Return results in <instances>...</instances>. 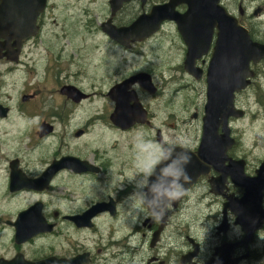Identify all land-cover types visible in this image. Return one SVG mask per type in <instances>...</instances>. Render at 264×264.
<instances>
[{
    "label": "flooded vegetation",
    "instance_id": "obj_1",
    "mask_svg": "<svg viewBox=\"0 0 264 264\" xmlns=\"http://www.w3.org/2000/svg\"><path fill=\"white\" fill-rule=\"evenodd\" d=\"M15 1L19 13L9 5ZM97 1L0 0V264H209L245 238L238 222L242 234L229 233L239 211L252 219L245 227L254 228V235L247 245L233 247L232 256L239 258L236 264H249L251 247L264 231V188L259 207L236 205L249 202L245 182L264 176V156H250L246 128L238 122L264 114V54L247 63L245 85L228 100L231 72L227 59L216 63L219 27L212 14L203 16L198 31L191 20L180 28L166 19L140 39L137 29L128 28L169 0H125L116 9L114 0L96 6ZM219 4L249 30L252 41L264 44L253 21L263 20L264 0ZM175 8L184 15L188 4ZM73 22L93 36L64 37L60 27ZM160 33L173 53L172 66L164 52L159 53L167 58L148 59L143 50ZM75 47L79 53L73 55ZM212 65L218 68L213 79ZM215 81L219 91L211 101L223 108L213 126L218 137L228 131L222 170L197 155ZM248 90L260 94L255 109L242 107ZM181 148L196 154L200 171L188 174L172 163L184 159ZM159 153L160 163L149 175L144 168ZM165 166L180 173L179 199L160 194L157 185L172 182L161 176ZM192 202L203 219L195 229L201 236L170 227ZM193 250L196 255L184 261Z\"/></svg>",
    "mask_w": 264,
    "mask_h": 264
},
{
    "label": "water",
    "instance_id": "obj_2",
    "mask_svg": "<svg viewBox=\"0 0 264 264\" xmlns=\"http://www.w3.org/2000/svg\"><path fill=\"white\" fill-rule=\"evenodd\" d=\"M123 1H125V0H114L113 3H116V2L118 3L117 5H115L114 9L118 8L122 4ZM145 1L146 0H143V2H145ZM219 2H220V0H169L166 3L156 4L152 7V9L149 13H144V14L140 15L138 17V19L128 28V32H130L133 29H137L138 30V38H140V39L145 38V37L149 36L155 30H157L160 26V23L166 19L175 20L179 24L180 28H181V24L187 25V21L191 20V28L197 29V31H198V28L203 27V22H204L203 16H206V14H209V15L212 14L215 17V19L218 21L217 26L219 27L218 39H217L215 54H214V56L217 57L216 63L220 62L221 59H222L221 62H223V61L225 62L227 59L229 62L228 69L231 72L229 75L230 77L228 79L229 89L226 90L225 94H224V97L226 99L228 97V100H229L230 97L233 95V91L235 89L239 90L240 88H242L245 85L244 80L246 78L247 63L251 59L258 60L264 54V44H259L257 42L252 41L250 34H249V30H247V28L245 26H243L238 21L237 18L231 17L229 14H227V12L225 11V8L221 7ZM15 3L17 4L16 1L10 2L9 5L15 8L16 13H19L20 7L17 6ZM180 3L188 4V11L184 15H182L181 12H179L175 8ZM2 5H3V3H2ZM209 15H207V16L209 17ZM212 15H211V17H212ZM223 16H225V19L223 18ZM2 20H3V18L0 17V26L2 24L1 23ZM226 20H227V22H226ZM212 27H214V26L212 25L211 28ZM211 28H210V30H211ZM189 30H191V29L189 28ZM205 31H207V30H205ZM193 38H194V36H193ZM207 40H209V39H207ZM191 44H194V42H192ZM191 49L192 48H190L188 60L193 61L192 59L194 58V56L191 53ZM213 65H212V67H213ZM213 68H212L213 73H212L211 79L214 78L215 71H217V69H218V68L216 69L215 67H213ZM215 84H216V81L214 83L212 82V86H211L212 89H209L210 90L209 91V103L207 105V115L208 116H207L206 121H205L204 134H203V140H202L201 148H200L199 154H197V155H198V157L208 159L209 164L217 167L220 170L222 168L221 166L224 164L225 150L227 148L226 142L228 139L227 138L228 137V131H227V134H225V135H227L226 138L223 139L222 137L225 135L218 137L216 135V132H215L216 130L213 126V125H215L216 122H218L217 117L222 114L221 109L223 108V105H216V103H214L213 100L211 101L210 96L214 95V93H217L219 91ZM223 112H225L224 109H223ZM181 149H184V148H181ZM179 151H177V153ZM188 155H191V161L189 163H186L185 158ZM166 156H169V154L166 153ZM166 156H165V158L167 159ZM181 157L184 158V159H181V162H179L176 158H174V159L172 158V163L175 166H177L179 164L182 165V168L186 169V172L188 174L190 172L192 174H195L196 170H198V169H199V171L201 170L202 167H201V164L199 163L198 157L193 152H191L187 149L181 150ZM262 167L264 168L263 165H262ZM263 171H264V169L261 168L259 171V174L260 173L264 174ZM245 183L249 189V196H250L249 202H247V200L246 201L244 200L245 201L244 206H242V202H239L241 205L240 204L236 205L238 210L242 209V207L246 208V207L250 206V207L257 208L261 205V200H262V196H263V188H264V176L263 177H261V176L260 177L259 176L254 177L249 182H245ZM232 203L233 202L227 203L225 205L226 208L231 207ZM238 213H239V216H238L237 222L239 224H241L243 226L244 230L246 231L245 238L242 239L240 242L234 243L231 246L232 248L230 247V249L228 251L222 253L221 258H219L218 260L211 262L209 264H236V262L238 261L239 258H235L232 256L233 247H236L239 244H246L247 245L253 239L254 228L251 227V229L248 230L245 227L247 222L251 221L252 219H249L247 217L248 215L244 218H243V216H245V215L240 216V214H243L242 211H239ZM262 220H263V214L261 213V218L260 219L258 218L257 222L260 223V222H262ZM223 227L224 228L227 227V222L226 223L224 222V225L221 228H223ZM228 253H229V255H228ZM195 255H196V250H193L192 252L188 253V255L184 258V261L190 260ZM49 262H50V259L40 261V262H36V263H31V264H48ZM4 264H7V263H4ZM26 264H28V262H26Z\"/></svg>",
    "mask_w": 264,
    "mask_h": 264
},
{
    "label": "rangeland",
    "instance_id": "obj_3",
    "mask_svg": "<svg viewBox=\"0 0 264 264\" xmlns=\"http://www.w3.org/2000/svg\"><path fill=\"white\" fill-rule=\"evenodd\" d=\"M99 0L96 2V6H98ZM93 3H90V6L92 7ZM263 20L256 19L257 21L253 20L255 24L258 27V32H256L257 35L264 36V16H262ZM62 31L67 32V34L64 36H69L71 40L73 39H79L81 36H86V35H91L93 36L94 33H85L83 32V28L81 25L77 24L76 22L69 23L67 26L64 28L60 27ZM55 30L58 31V28H55ZM82 31V32H81ZM164 35L160 33L152 42V39L147 41L146 45L144 46L143 50L149 54L146 55L148 59H151L152 57L155 58L157 55H162L164 56L163 53L159 52H164L165 54L168 55L169 59L168 62L170 66H172L175 63L173 53L171 51L170 45H166ZM65 43H70V41H66ZM76 43V40L73 41V44ZM106 45V42H105ZM107 49L108 46L106 45ZM163 47V48H162ZM137 49L140 51L139 46ZM73 55L78 54V49L75 47L73 52ZM69 55L70 51L68 52ZM87 54V53H86ZM66 56V55H65ZM88 55H83V60L86 61ZM124 61V54L121 55ZM167 58L166 56H164ZM64 60V59H63ZM80 69L81 67L78 66ZM170 70V69H168ZM264 79V76H260L259 80L262 81ZM170 84V83H169ZM171 85V84H170ZM88 86L92 88V83H89ZM246 94L243 95V100L241 99V104L243 105L242 107L248 106L249 108H256V105L258 104V97H260L259 92L253 91V90H248L245 92ZM257 103V104H256ZM241 119V118H240ZM239 125H242L243 127L246 128V134L244 135V146L245 148L249 151L250 156H253V154L257 155L258 157H263L264 156V114L261 112L259 115L258 119L251 122H247L246 118H242L238 122ZM261 137V138H260ZM190 204V203H189ZM198 204L195 202H192L190 206L185 207L184 211L181 212V217L179 216V221L178 219L173 221L170 227H177L181 226V229L186 232V229H190L191 233H195L193 235H202V233L198 234L197 230H195L197 227H199V222L203 219H201V214L196 213V206ZM220 221L217 219L214 223H211L209 225H206V228H211L214 227L215 224H218ZM137 223H140V220H137ZM236 224V225H235ZM232 227V230L229 232L232 236L234 235H241L242 231L240 229L239 224L235 223ZM198 229V228H197ZM177 236H171L169 241L173 244H175V238ZM179 238V237H177ZM257 243L254 244V246L251 247L252 250V257L248 258L249 264H264V231H260L257 234ZM184 240V235H181V241ZM173 253V252H172Z\"/></svg>",
    "mask_w": 264,
    "mask_h": 264
},
{
    "label": "clouds",
    "instance_id": "obj_4",
    "mask_svg": "<svg viewBox=\"0 0 264 264\" xmlns=\"http://www.w3.org/2000/svg\"><path fill=\"white\" fill-rule=\"evenodd\" d=\"M186 145H182V147H185ZM163 156V153L157 154V156H154L152 158V162L147 165L144 168V171L147 172L149 175L152 174L153 169L160 163V158ZM191 161V155H188L185 158V162L189 163ZM161 176L162 177H172V182L167 186L164 187L163 184L157 185L158 187L161 188V195L166 196L169 200H176L179 199L180 196L183 193V186L178 183L180 179V173L175 172L172 170L170 167L165 166L164 168L161 169ZM184 180L186 183H189L191 180V177L187 174H184ZM155 220H160L162 217L155 216L153 217Z\"/></svg>",
    "mask_w": 264,
    "mask_h": 264
}]
</instances>
